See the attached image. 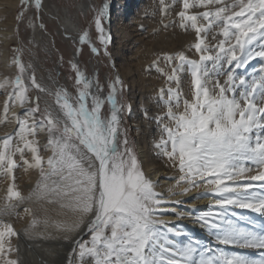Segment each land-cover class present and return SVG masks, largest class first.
Here are the masks:
<instances>
[{"label":"snow or ice","instance_id":"snow-or-ice-1","mask_svg":"<svg viewBox=\"0 0 264 264\" xmlns=\"http://www.w3.org/2000/svg\"><path fill=\"white\" fill-rule=\"evenodd\" d=\"M28 2L22 0L24 4ZM34 5L39 13L42 0H34ZM194 8L205 10L190 14L189 10ZM110 9L111 3L106 0L94 17L106 55H110L107 45L111 34L103 21H110ZM176 15L182 28L187 29L190 24L196 32V42L191 47L198 59L189 58L184 51L164 56L169 64L175 61L171 74L166 75L169 84L175 82L176 87L167 88V111L157 118L165 134L157 147L174 166L178 161L181 175L177 183L189 185L183 189L184 193L203 183L208 192L201 195L210 192L218 197L212 206L217 210L203 211L196 217L214 236L217 247L202 245L192 238L179 247L167 241L165 233L185 234L156 218L158 212L167 211L161 206L168 201L155 191L154 182L145 175L121 127L124 105L117 97L123 82L117 76L108 85L106 96H102L104 85L90 79L72 62L78 86L75 102L66 90L56 93L63 121L51 112L38 116V97L35 106L28 107L23 117L13 113L19 123L17 135L21 143L13 149L11 137L3 140L0 166H6L11 173L17 167L15 154L19 153L23 159L25 152H30L31 161L23 159V163L40 170L39 194L52 197L53 203L69 201L81 217L91 214L87 224L90 240L78 242L81 264L86 257L91 258L92 264H264V230L244 227L229 218L235 216L234 212L229 213L230 206L264 214V67L251 80L237 75V70L247 68L253 59L264 58V0H231L230 4L225 0H182V8ZM198 18L206 23H198ZM17 19L23 22V14ZM30 27L44 30L46 26L34 20ZM209 32L215 43H209ZM79 41L89 42L87 31ZM17 51L13 63L20 74L11 82L16 91L10 96L23 107L29 98L22 78L25 72L19 56L22 49ZM91 51L99 50L92 46ZM185 71L191 77L192 98L183 99L181 110L180 73ZM220 76L226 77L223 82ZM8 83V80L0 82V88ZM31 84L45 91L34 74ZM164 94L161 89V98ZM106 101L110 105L108 117L102 116ZM8 110L6 102L4 112ZM165 117L171 124L163 123ZM40 132L47 133L45 149L52 153L46 161L34 139ZM256 169L259 171L251 175ZM8 194L9 198L23 199L12 187ZM10 207L6 205L0 212ZM172 212L183 215L175 209ZM79 226L80 221L72 225ZM160 226H164L163 230ZM6 235H17L11 224L0 230L3 264H20L18 259L8 257L13 249H6ZM220 245L257 250L259 258L228 252Z\"/></svg>","mask_w":264,"mask_h":264},{"label":"bare ground","instance_id":"bare-ground-1","mask_svg":"<svg viewBox=\"0 0 264 264\" xmlns=\"http://www.w3.org/2000/svg\"><path fill=\"white\" fill-rule=\"evenodd\" d=\"M135 1L138 2L141 0ZM19 2L20 0H0V56L3 59V65L0 70L3 75H7L2 77L0 82L4 80L9 81L4 88L11 87L13 75L17 72V65L11 63L10 55L12 43L18 40L15 31L14 14ZM91 3V0H86L79 8L88 13ZM130 3V0H117V4L112 10L115 31L114 36L118 45L115 56L118 60L127 59L125 47L132 44L138 46L137 38L133 37V33L129 31L128 26L123 21L125 17L122 15V11L125 5H127L128 11L133 8V5H130ZM59 14V10L57 9L52 12L51 16L56 18ZM60 29L68 39L76 43L79 42V37L81 36L80 22L75 20L72 11L65 9ZM158 29V35L150 34V39L152 42L155 41L156 45L158 44L157 46H160L162 51L155 52L153 46L142 43L131 53V55L134 53L136 55V64L134 67L126 60L128 66L124 67L121 65L122 69L119 68L122 75L131 78L132 85L141 82V84H139L141 88L145 86L151 88L150 96L152 98L155 97L156 89L160 88L165 80L168 81L166 74H170L171 72L166 65L160 64L159 60L162 58L160 53L165 52V55H171L175 44L173 34L164 32V26H160ZM32 30L37 41H45V34L42 30L38 29V27L32 28ZM76 56L77 61L80 63L81 59L79 52H76ZM159 56H161V58L157 59ZM150 59L154 60L152 64L148 63ZM160 69L163 71H160ZM164 72L168 73L165 74ZM146 73L151 74L149 84L147 81L144 83L145 77L143 76ZM137 78H140L139 80L142 81H138ZM40 85L45 89L43 92L46 96L45 99L48 112H51L53 117L63 121V112L56 102V85L59 88L61 87V90L62 88L66 90L73 102H75L73 93L66 87V89H64L60 81L51 73ZM26 87L28 89V104L21 107V105L12 98L9 102V114L5 113L0 107V148L3 146V140L9 137L12 138L13 149L17 144L21 143L17 135L19 132V123L13 116V113L23 117L24 114H21L20 109L30 106L33 107L35 96L38 93V90L31 82L27 83ZM168 87L169 86H166V88ZM53 94L55 99H52L53 97L51 98ZM89 105H91L90 99ZM182 108L183 105L181 104V110ZM166 111L167 106L164 100V103L160 104V106L155 103H147L142 117L136 116V118H138V121L136 120L138 122V141L146 167V176L154 182L155 191L163 194L164 199L168 201L167 204L161 206L167 211H164L162 214L158 212L156 218L169 222L168 227L174 226L178 230L182 229L185 236H191L190 238L199 240L203 245L217 246L214 236L196 219L203 211L215 210L212 206L217 197L210 193L201 195V193H205L207 189V186L203 183L200 187H190V190L184 193L183 189L189 187V185L183 181L179 184L177 183L181 175L178 168V161L177 165L174 166L173 162L164 156L161 149L157 147L161 137L165 136L162 131L161 123L157 118L164 116ZM137 114L136 112L135 115ZM102 116L106 117L103 113V109ZM163 123L171 124L167 117L164 118ZM29 139H33V137H29ZM34 139L39 142L40 155L44 157L46 161L47 157L52 154L50 149H45L48 139L47 133L40 132ZM14 158L17 162V167H15L11 173L7 171L6 166H0V209H4L5 206L9 204L12 205V207L8 208L6 211L0 212V230H3L5 225L11 224L12 228L17 233V235L5 236L6 249H13V251L8 253V257L18 259L20 264H71L78 251L76 249L78 242L88 232L87 224L90 221L91 214L81 217L79 211L76 210L69 201L60 200L53 203L51 202L52 197L50 196H42L40 199H36L35 202H30L27 199V194L28 192L32 193L35 191L34 188L41 179L40 170L38 168L28 167L23 163V159L31 161L30 152L26 151L23 159L19 153H16ZM9 187H12L14 191H19L23 199L14 197L9 198ZM170 189L172 190L171 192L169 191ZM176 201H182L183 205L180 206V204H176ZM35 203L37 205L36 207L34 205ZM23 207L25 208L22 209ZM172 209H175L176 213H182L183 215L173 214ZM33 221H35V224H33ZM78 221H80V226L78 228L72 227V225ZM163 228L164 226H161V230H163ZM168 235L173 236L169 242L173 243L176 247L187 243L181 241L180 236L165 233L167 239ZM162 242L164 241L162 240ZM156 247V255L158 256L160 251L159 247ZM4 259V256H0V264H3Z\"/></svg>","mask_w":264,"mask_h":264},{"label":"rangeland","instance_id":"rangeland-1","mask_svg":"<svg viewBox=\"0 0 264 264\" xmlns=\"http://www.w3.org/2000/svg\"><path fill=\"white\" fill-rule=\"evenodd\" d=\"M86 0H42V8L39 13L37 12L34 0H29L27 4L22 3L20 0L16 11H15V31L18 37V40L11 45V55L10 61L12 64L16 56L18 55V49H22L19 52L20 59L22 63L25 65V72L23 73L24 83L27 86V83L31 82V76L34 74L38 83H42L50 73L55 76L64 89L68 88L74 95V98L78 95V86L75 82V70L71 68V63H77L80 70H82L86 76L90 79H96L100 84L104 85L103 91L108 92V85L117 77L121 79L123 82L122 88L118 92V101L122 105H124V110L122 112V124L121 127L126 132V137L128 140L129 146L132 147L135 152L137 159L140 163L142 170L146 175V167L144 164L143 157L141 155L140 146H139V135L137 131L138 118L136 116L142 117L145 107L147 103H155L160 106V104L164 103V100L167 99V88L166 86L176 87L175 82H172L171 85L168 81H164L163 85L160 88L156 89L155 97L152 98L150 96L149 87L145 86L141 88L138 82L134 85L131 84V78L125 77L122 75L120 69L121 65L124 67L128 66V62L131 65L136 64L135 60V49L139 47L142 43L146 45L153 46L155 48V52L160 51L161 47L156 45V42L150 39V34L159 33V27L164 26V32L173 34L174 39V50L171 55H174L180 51H184L185 54L189 58L198 59V54L195 52L194 48L191 46L196 42V32L191 28L190 24L187 29L182 28L180 26L179 17L176 15L182 8V0H141L136 2L135 0H130V5H133V8L128 11L127 5H125L122 15L125 17L123 19L124 23L128 26L129 31L133 33V37L137 38L138 46L134 44L125 47V54L127 59L118 60L115 56V52L117 49V43L115 38L114 31V21H113V7L117 4V0H109L111 3V19L110 21L105 19L103 21L104 27L106 31L111 34V41L107 45V53L105 54L104 45L100 43L99 33L95 28L94 17L96 15L97 10L106 2V0H91V6L89 8V12H85L83 9H80V5ZM191 2V0H190ZM226 3H231V0H225ZM140 3V4H139ZM139 4V5H138ZM82 6V5H81ZM59 10V15L56 18H53L52 12L55 10ZM68 9L72 11L74 18L77 22H80L81 35L87 31L89 42L81 44L80 41L76 43L71 39H68L60 30L62 24V17H64V11ZM205 9L194 8L190 9L189 13L192 14L197 11H204ZM23 14V22L18 21L17 17ZM36 21L37 23L42 22L46 27L44 30V38L45 41H37L36 37L33 34L32 27H30L31 21ZM198 23H206L203 20H199ZM131 26V27H130ZM38 29H40L38 27ZM138 29V30H137ZM41 30V29H40ZM160 35V34H159ZM203 35V34H202ZM212 32L208 33V41L210 44L215 43V41L211 40ZM35 37V38H34ZM80 45V46H79ZM92 46H95L99 51L97 53H93L91 51ZM129 47V48H128ZM256 50H260L258 47ZM162 51V50H161ZM76 52H79L80 55V63L77 61ZM140 54V53H138ZM162 55L157 57L160 59L159 62L161 65H166L172 71V67L175 64H169L165 59V52L160 53ZM240 53L237 52V55ZM158 56V55H156ZM118 60V61H117ZM154 62L153 59L148 60V63L152 64ZM3 65V59L0 56V69ZM16 65V64H15ZM29 65L31 67H29ZM158 66V64H157ZM264 67V58L257 57L250 61L249 66L247 68H241L237 70L238 76H245L246 79L251 80L254 74L260 75V68ZM120 68V69H119ZM167 70V71H168ZM165 73V72H164ZM168 73V72H166ZM165 73V74H166ZM19 69L17 67V72L13 75V81L15 77L19 75ZM171 74V72H170ZM2 75V76H1ZM4 76L0 70V79ZM151 74L146 73L143 77H145L144 83L146 81L148 84L150 83ZM226 77L220 76L219 79L221 82ZM138 81L140 78H137ZM136 79V80H137ZM43 80V81H42ZM191 77L190 74L185 71L180 73V84H181V92L182 99L181 104L183 105V99H191ZM168 82V83H167ZM66 87V88H65ZM164 89V97L161 98L160 90ZM37 95L35 96V100L38 97V103L40 107V112L37 114L42 117L48 109L46 107V99L45 93L40 91L39 89ZM56 90L60 91L56 85ZM63 90V88H62ZM16 88L12 84L11 87L8 88H0V107L4 110L5 103L8 104L11 101L12 97L10 93H15ZM239 92V89H238ZM237 92V96H238ZM53 97V98H52ZM52 99H55L54 94L51 96ZM137 104V105H136ZM128 105L131 106V112H128ZM35 103L33 104V107ZM138 108V109H137ZM27 108H21V114H24ZM137 110V111H136ZM138 113L135 115V113ZM103 113L106 117L110 115V105L105 102L103 106ZM141 113V114H140ZM9 114V110L7 112ZM137 120V121H136ZM255 130L253 132V136H255ZM123 139V136H122ZM124 145H121L123 149ZM248 166H251L250 164ZM259 169L254 170L251 175H255ZM257 184L259 182H256ZM38 185V184H37ZM34 192H28V200L30 202H35L36 199H40L42 196L37 191V186L34 188ZM258 191V190H257ZM208 192V187L205 190ZM210 193V192H209ZM212 194V193H210ZM259 194V192H258ZM216 196L215 194H212ZM217 197V196H216ZM218 198V197H217ZM37 206L36 203L34 204ZM183 205L180 204V206ZM23 207L22 209H24ZM217 210V209H215ZM213 210V211H215ZM235 213V216H229L230 219H233L234 222L240 223L244 227H253L257 231L264 230V214L254 212L250 209H241L237 206H230L229 213ZM159 219V218H157ZM161 227V226H160ZM90 232L88 231L79 242H83L85 240H90ZM191 236H180L181 241L188 242V239ZM173 238V236L168 235L167 241L169 242ZM203 245V244H202ZM211 247H217L212 245ZM219 247L223 248L228 252H239L243 255L259 258V252L253 249H244L238 248L234 246H224L220 245ZM78 250L75 254V258L71 264H81V258L78 255L79 249L78 245L76 247ZM160 254V252L158 253ZM159 256V255H158ZM84 264H92L91 258L86 257Z\"/></svg>","mask_w":264,"mask_h":264},{"label":"flooded vegetation","instance_id":"flooded-vegetation-1","mask_svg":"<svg viewBox=\"0 0 264 264\" xmlns=\"http://www.w3.org/2000/svg\"><path fill=\"white\" fill-rule=\"evenodd\" d=\"M93 81H96V79L94 78V79H92ZM103 94H101L102 96H106V94H107V92L106 91H103L102 92ZM103 109V108H102Z\"/></svg>","mask_w":264,"mask_h":264}]
</instances>
